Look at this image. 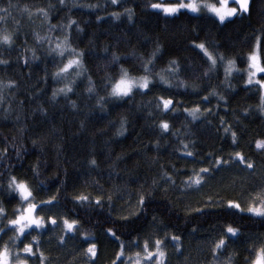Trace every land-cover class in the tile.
Returning a JSON list of instances; mask_svg holds the SVG:
<instances>
[{"label":"trees","instance_id":"1","mask_svg":"<svg viewBox=\"0 0 264 264\" xmlns=\"http://www.w3.org/2000/svg\"><path fill=\"white\" fill-rule=\"evenodd\" d=\"M159 1L63 0L60 4L58 0H11L18 8L10 9L8 20L0 22V36L11 34L13 38L11 47L0 44V60L9 62L0 65V189H7L12 175L27 181L36 197L34 202L42 207L45 205L40 204L41 199L55 195L49 206L64 218L79 221L77 228L81 231L71 234L75 243L70 247L81 250L84 245L85 250L88 245L82 238L90 231L95 236L92 242L98 241L102 261L119 251L118 241L108 228L125 243L130 236L153 242L165 237L167 228L169 238L179 235L186 251L190 248L188 255L202 260L212 253L213 240L232 225L242 233L235 243L229 241V254L236 250L232 264H246L249 249L253 244L259 247L264 240V223L250 219V213L228 208L227 202L247 207L255 193L250 188L259 190L264 183V149L256 146L264 141V113L258 107V86L246 84V59L255 51L257 38L261 40L260 58L264 61V5L257 3L249 13L238 14L222 24L211 14L187 10L168 17L150 7ZM172 1L176 0H166ZM7 6L8 0H0V7ZM25 7L31 16L21 11ZM38 9L48 12V21ZM126 10L131 11V20ZM113 13L120 19H115ZM70 20L83 31L77 33L75 24L65 29ZM36 33L45 39H36ZM66 35L70 46L84 53L86 74L68 98L58 95L52 99L53 90L62 86L61 79H53L52 75L58 71L61 58L50 54L49 49ZM193 40L205 43L213 56L223 54L225 62L218 61L215 69L206 73L209 62ZM157 44L162 55L153 62V81L158 79L155 73L168 74L174 69L168 62L175 60L180 65L176 79L188 87L150 85L146 94L105 103L101 110L97 96L87 91L89 77L99 96L107 100L105 77L118 79L119 65L106 66L105 60L116 53L130 75L140 77L144 72L137 57L147 59ZM33 52L39 59H33ZM228 60L235 61L236 69L226 76ZM213 90L217 95H212ZM220 96L225 99L220 100ZM160 97L171 98L175 111L170 107L165 112ZM197 106L200 118L193 121L184 109L191 111ZM164 120L170 125L167 133L159 128ZM122 123L125 130L121 129ZM225 128H230L228 134ZM233 131L235 144L230 134ZM34 140L41 147H34ZM184 144L193 156L184 154ZM236 151L254 163L255 175L236 164L212 171L215 158L235 160ZM91 159L96 160L95 166L90 164ZM202 168H209L210 174L202 173ZM165 173L170 178L167 182ZM197 173L206 176L198 190L188 187ZM140 194L146 196V212L138 204ZM79 195L89 200H75ZM97 198L101 206L96 205ZM0 205L5 210L0 213V227L7 228L4 216L16 218L23 205L18 195L10 197L7 191H0ZM153 216L157 218L155 224ZM70 259L63 257V263Z\"/></svg>","mask_w":264,"mask_h":264},{"label":"snow or ice","instance_id":"2","mask_svg":"<svg viewBox=\"0 0 264 264\" xmlns=\"http://www.w3.org/2000/svg\"><path fill=\"white\" fill-rule=\"evenodd\" d=\"M60 4H63V0H58ZM113 3H115V0H112ZM228 0H222V7H216L214 5L205 4L203 7L206 11H211L214 13L218 18L220 23H224L226 20H229L232 17L237 16L238 14L244 15L250 12V8L255 7L257 3L264 5V0H233V3L236 5L234 7H227ZM49 7H53L51 4ZM153 9L162 10L163 13L168 17H176L178 14L181 13V9L188 10L192 13H199L201 11L200 7L194 2V0H189V2H177V3H166V4H159V3H153L150 5ZM18 8V5H15L11 2V0H8V6L7 7H0V22H6L8 18L11 16L10 9ZM22 12L27 13L29 16L32 15L31 11L27 9L26 7L21 10ZM38 11L43 15L44 21L49 20V14L44 9H38ZM127 12V18L131 20L132 13L130 10H126ZM113 16L115 19H120L119 14L113 13ZM76 25V32H82L83 29L80 27V25L76 21H71L64 25L63 27L65 29L72 28V25ZM54 27V26H52ZM36 39L38 40H44V37H41L39 33H36ZM68 39L69 37L65 36V42L64 44L57 43L55 48H50L49 53H56V55L60 58L64 57L65 51L67 50L69 52V55L72 57L67 60V63H63V60L61 59L60 65H57L58 71L54 72L53 79H63V75L65 73H68L69 70L73 69V66H76L77 71H75V76L79 77L84 74V68H83V52H77L75 48H71L68 46ZM195 48L199 49L203 55L207 58V61L209 62L208 67L206 69L207 72H211L215 69V66L217 65V62L220 63L225 62V56L223 54H219L218 56H213L212 53L209 52L208 48L206 47L205 43L200 42L196 43L195 40L192 41ZM0 44L8 45L9 47L13 44V38L11 34H4L0 36ZM261 40L259 38L256 39L255 42V51L250 53L246 59V63L248 65V74H247V85H253L255 83L256 86H258V92L260 94L261 103L259 104V110L261 113H264V78L256 79L254 81V77H257L258 74H264V61L260 58V51H261ZM107 51V49H105ZM135 55V53H133ZM162 55L161 47L160 45H156L153 48V51L151 52L150 56L145 59L143 56L137 57V62L140 63L141 70L144 72V75L136 78L132 75H130L129 71L123 67L122 64H120V57L116 53H112L106 60L105 65H112L117 64L119 65V78L115 79L113 81V78L110 75H106L105 79L107 80V83L103 85L104 89L107 91V100L105 97L99 96V93L96 92V86L93 84L89 77V86L87 88V91L90 94H95L98 99V104L103 110L105 103H111L116 101H125L127 99H131L134 97L135 94H146L145 90H148L150 87V84L153 88H155L158 84L159 85H167L169 88L173 87L171 82L166 79L164 76H161L159 73H155V75L158 77L155 81H153L152 77L154 74V61L157 59V57ZM33 59H39V57L35 56V52H33ZM9 62L7 60H0V65H7ZM171 66H174V69H172V74L176 75L179 73L180 65L177 61H169L168 62ZM235 64L234 60H228L227 61V67L225 68V75L227 76L229 72L231 71V66ZM62 65V66H61ZM149 65H152V67H149ZM74 83V81H73ZM12 82L9 83V87L11 86ZM3 85H0L2 87ZM176 87H188V85L181 80L180 84L176 85ZM110 89V90H108ZM73 92V87L71 84H66L62 88L54 89L52 92V99H56V97L60 94H63L65 98H68V93ZM212 95L215 96L217 93L215 90H213ZM2 99V97H0ZM220 100H224L225 98L223 96L219 97ZM160 100L163 102V110L165 112H168L170 107L172 108V111H175V108L173 106V100L171 98L164 99V97H160ZM204 100H208V96H204ZM73 107H76L75 102H72ZM41 112H44L45 110L43 108L40 109ZM185 112L189 113V116H191L192 120H198L200 117L197 115L198 112H200L199 106L189 111L188 109H184ZM205 111L210 112L211 109L206 108ZM159 128L162 133L169 132L170 125L169 123L164 120L160 123ZM121 129L125 130V126L122 123ZM230 131V128H225L224 132L228 134ZM119 134H123V131H121ZM231 138L233 144L236 143V132H231ZM34 147H41V145L37 144V142L33 141ZM257 148L264 149V141L257 142ZM59 148V146H58ZM185 152L184 154L186 156H193V152L188 151V145L184 144ZM156 150L159 151V144L157 143ZM17 156H20L19 151L17 152ZM235 160H225L222 157L215 158V167L212 169V171H215L216 169H219L223 165H231L236 164L237 166H243L244 169L251 170V175H255V165L253 162H251L249 159H246L245 156L239 152H234ZM96 160L91 159L90 164L92 166L96 165ZM264 163V161H262ZM202 173L210 174L209 168H202L200 170ZM38 174V173H37ZM164 178L166 179V182L168 181L167 173L164 174ZM204 180V176L196 175L195 179L191 180V184L188 185L189 187L192 185H195L197 187L201 186V181ZM156 181H153V185H156ZM174 183V181L172 182ZM0 191H7L10 197H12V194L18 195L21 204L23 205L26 203V208H21L19 210L20 214L16 216V218L9 219L6 215L4 216V219L7 221V225L12 226L11 231L18 232L19 235L16 236L13 239V244L15 246L16 242H20L22 244V251L26 254V257H35V260L33 261V264H45V261L47 260V257H45V254L43 251H40L37 253V251L34 250L33 244L31 242L24 243L23 241H20L21 236H25L26 230L31 229L33 226H35L36 229H44L45 228V218L43 215H37L36 210L38 208V204L33 202L35 200V196L33 194V191L29 187V184L25 180H17L15 176L10 175L9 179L7 181V189H0ZM250 192H257V188L251 187ZM39 193H37L38 195ZM260 196V200L258 202H249L247 207H242L239 202L229 200L227 202V207L230 209L238 210V213H250L252 216L249 218L252 219L258 218L261 223H264V183H261L259 185V192L257 193ZM152 196V190L150 189L147 193V198H151ZM56 199V196L53 195L48 200H40L41 205L49 206L52 204V201ZM109 201H111V196L108 197ZM75 200L83 203L85 201L89 200V197L86 195H79L75 197ZM146 196L145 194H140L138 198V204L142 210V212L147 211V206L145 204ZM97 206L100 205V199L97 198L95 201ZM109 207H111V204H109ZM4 208L2 205H0V213H4ZM41 211L43 212L44 209L42 208ZM15 215V213H14ZM51 220V225L55 226L57 225V219L55 216L49 217ZM152 220L154 224L157 221V218L155 216L152 217ZM63 228L65 229V234H71V233H79L81 230L77 228V225L79 224V221L77 219H68L67 217L63 218L62 220ZM53 231L55 229H52ZM108 233L111 234L112 237H115L116 241H118L117 247L119 249L118 252L115 254V260L112 262V264H116L118 261L119 264H128L129 261L132 260V256H126V251H129L131 249H138L135 251V256L137 259L135 260L134 264H169L167 252L165 251L164 247L162 245L165 244V239H168V232L167 228H165V238L164 239H155L154 240V250H149L150 245L147 239H144L142 242L138 238L129 237L127 244L124 240L120 239V236L117 235L115 231L112 230V228L107 229ZM142 231V230H141ZM195 231V230H194ZM0 233H3L4 235H7V232H4L3 228H0ZM31 235V233H29ZM85 240L84 243H86L88 246L86 248L85 254L88 256L87 264H99V258L97 257V242H92L95 239L94 233L92 232H86L84 233ZM242 235L240 232L239 227H233L232 225H228L226 230L222 232L217 239L213 240V247L211 249L213 258L218 262V264H232V258L236 255V250L233 249L231 254H229L228 250L231 248V244L229 241L231 240L232 243H235V240L239 238ZM70 239H75V236H70ZM25 239L27 237L25 236ZM171 239V246L174 248L175 252L183 256V252L181 251V237L179 235H172L170 237ZM31 240L35 241L37 244V247L39 246V236L38 235H31ZM64 237L60 238V244H64ZM145 254L143 262L139 259L141 257V253ZM224 257H227L224 259ZM246 264H264V240H262L259 244V247H256L255 244L249 249V255L245 258ZM0 264H13L12 260V253L9 250L7 244L3 246V249L0 250ZM15 264H28V258H21L19 253L16 254L15 257ZM51 264V262H49Z\"/></svg>","mask_w":264,"mask_h":264},{"label":"rangeland","instance_id":"3","mask_svg":"<svg viewBox=\"0 0 264 264\" xmlns=\"http://www.w3.org/2000/svg\"><path fill=\"white\" fill-rule=\"evenodd\" d=\"M177 2H179V1L176 0V1H172V2H166V0H161V1L156 2V3L166 4V3H177ZM180 2L187 3V2H189V0H181ZM194 2L201 9V11L199 13H196V14L206 13V14H211L215 17H217V16L214 13H212L211 11H206L203 6L205 4L214 5L218 8L223 6L222 3L220 5H215L208 0H194ZM231 3H233V0H228L227 7L236 6L235 4H231ZM182 10H185V9H181V11ZM160 11H162V10H160ZM64 42H65V38H63L62 40H58L55 43V46L57 43L64 44ZM67 43H68V46L71 47L69 40ZM70 58H72V57L69 55V52L66 50L64 57L61 59L64 60V63H67V60ZM83 68H84V74L82 76H79V77H76L74 74L75 71H77L75 65L73 66V69L69 70L68 73L62 74L64 78L61 79V81H62L61 88L64 87L66 84H71V86L73 87V92H74L76 90V85L85 77L86 72H85L84 64H83ZM235 69H236V67L234 65H232L230 72H234ZM260 75H263V74H258L257 77H254L253 78L254 81L256 79H259ZM161 76H164L166 79H168L174 87H176V85L180 84L178 82V80L176 79V76L174 74H172L171 71L168 72V74L164 73ZM136 78H139V77H136ZM73 81H74V83H73ZM73 92H71V93H73ZM71 93H68V95ZM60 95H63V94H60ZM260 150H263V149H260ZM196 175H201V174L197 173ZM196 175H195V177H196ZM195 177H194V179H195ZM205 177L206 176H204V179H205ZM190 184H191V182H190ZM190 187L197 189V190L199 189L195 185H192ZM258 192H259V190H257V192H255L254 194L251 195L250 199L247 201V205L249 202H258L260 200V196L257 194ZM26 206H27L26 203H24L22 207L26 208ZM42 208L44 209L43 212L41 211ZM36 214L44 216L45 228L44 229H36L35 226H33L31 229H27L26 233H25V236L27 237V239H25V236H21L20 241H23L24 243L31 242L33 244L34 250L37 251V253H39L40 251H43L45 254V257H47L45 264H49V262H51V264H87L88 256L85 254L86 249L84 250V245L80 244V245H82L81 250H76V249H73L72 247H70L71 244L74 245V243H75V241L73 239L69 238L71 236V234H74V233L67 234V235L65 234V229L63 228V224H62V220L64 217L57 210H55V208H53L51 206H47V207L43 206L42 207V206L38 205V208L36 210ZM51 216L56 217L57 225H55V226L51 225V220L49 219V217H51ZM11 227L12 226H10V225H8L7 228L0 227V228L4 229V232H7V235L0 233V250L3 249V246L5 244H7L9 250L12 253L13 264H15V257H16L17 253H19L21 258H28V264H33L35 257H26V254L22 251V244L20 242H16V244L14 246L13 239L16 236H18L19 233L11 231L10 230ZM52 229H55V230L53 231ZM29 233H31V235H38L39 236L40 243H39L38 247H37L36 242L31 240V235H29ZM61 237H64L65 243L63 245L60 244V238ZM164 238L165 237H162L161 239H164ZM82 239L85 240V236ZM171 244H172V242H171L170 238L168 237V239H165V244L162 245V247H164L165 251L167 252L169 264H218V262L213 258V254L211 252L209 255H207L208 254L207 253L206 256L204 257V259H202V260L200 257L198 259H193L191 256L188 255L189 249H190L189 247H187L188 250L186 251L185 246L181 245V251L183 252L184 255L180 256L175 252V250L171 246ZM149 245H150L149 250H154V246H153L154 241L149 242ZM137 250L138 249H131L129 251H126V256H132V260L129 261L128 264H134L135 260L137 259V257L135 256V251H137ZM115 254H116V252H115ZM115 254L109 259V260H111L110 264H112V262L115 260V257H114ZM65 256H71L69 263H66V262L63 263V257H65ZM97 257H98V247H97ZM144 257H145V254L142 252L141 257L139 259L143 262ZM98 258H99V264H107L106 261H109V260L102 261L100 259V257H98ZM116 264H119V262L117 261Z\"/></svg>","mask_w":264,"mask_h":264}]
</instances>
